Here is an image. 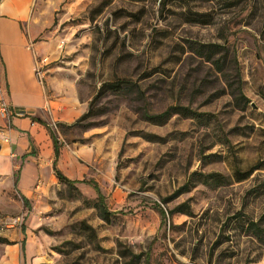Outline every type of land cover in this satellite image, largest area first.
Listing matches in <instances>:
<instances>
[{"label":"rangeland","instance_id":"374dc122","mask_svg":"<svg viewBox=\"0 0 264 264\" xmlns=\"http://www.w3.org/2000/svg\"><path fill=\"white\" fill-rule=\"evenodd\" d=\"M3 5L42 49L38 78L49 68L53 93L87 101L80 116L103 82L124 80L133 89L97 99L100 114L86 126L71 125L80 116L50 121L64 144L95 147L90 177L117 212L102 220L95 192L83 183L38 191L26 204L0 176V236L13 242L0 243V264L23 239L17 264H125L123 246L142 254L138 264L147 257L151 264H264V246L246 233L247 221L264 213V0ZM0 19L1 54L21 56L14 25ZM197 43L228 49L222 71L193 50ZM238 86L241 95L233 93ZM173 105L196 114L175 113L163 124L142 117ZM236 169L251 171L237 180ZM193 171L218 172L227 182L180 190Z\"/></svg>","mask_w":264,"mask_h":264},{"label":"crops","instance_id":"0c3cea01","mask_svg":"<svg viewBox=\"0 0 264 264\" xmlns=\"http://www.w3.org/2000/svg\"><path fill=\"white\" fill-rule=\"evenodd\" d=\"M5 1L0 0V17H6L14 25V35L20 39L22 55L17 57L9 50L6 57L0 48V100H4L13 111L8 127L0 117V127H5L8 139L2 140L0 136V176L11 188L20 191L21 197L27 199L26 204L30 197L36 200L38 191L50 195L57 193L60 183L55 169L71 180L93 179L98 183L90 177L91 162L96 159L95 147L76 142L64 144L58 138L56 156L50 134V121L71 123L86 109L87 101L80 100L78 93H53L54 75L49 68L44 72V86L35 70V56L40 55L42 49L34 41L31 30L27 33L21 31L16 11L2 10ZM20 258H25L24 239L20 251L5 256L1 264H17Z\"/></svg>","mask_w":264,"mask_h":264},{"label":"trees","instance_id":"16d2710c","mask_svg":"<svg viewBox=\"0 0 264 264\" xmlns=\"http://www.w3.org/2000/svg\"><path fill=\"white\" fill-rule=\"evenodd\" d=\"M192 48L198 54L203 56L207 61L212 62L220 71L223 70L222 65L225 63L224 60H225V56L227 57L228 55V49L227 50L225 49L224 53L222 54L220 52V49H222L223 47L216 43H210V44H202V43L198 44L197 43L195 47H192ZM218 53H220V55L218 57H214ZM132 89H133V84L129 83L128 81H124V80L103 82L101 86L99 87V89L97 90V92L95 93L92 100L90 101L88 111L82 116H80L78 119H76L74 123H72L71 125L86 126L88 123H84L83 120H85L89 116H95V115L100 114V112L95 111L93 109V104L97 99H100L109 93L117 94V93H122L124 91L130 92L132 91ZM235 92L241 95L242 92H241L240 86L233 89V93ZM175 113L182 114L186 117L193 116L196 114L195 111L189 109L186 106L173 105L157 113H149V112L144 111L142 113V117L144 120L149 121L151 123L163 124L168 120V118L172 114H175ZM50 134H51V138L54 143L55 155L57 156L59 140H58V137L54 129H52L51 127H50ZM144 137L151 140L155 138V135L150 134V133H145ZM250 171L251 170L241 172L239 169H236L235 174H236L237 180H242L246 178L250 174ZM55 175L60 184L64 183L66 185L75 187L76 182H84L90 185L96 192V207L98 210V214L102 220L109 222L111 217L117 212V211H111L107 207L106 202H105V196L102 193L100 186L95 180L93 179L80 180V181L71 180L67 178L65 175H63L57 169H55ZM225 182H227V177L218 172L202 173L198 171H193L189 174L187 181L180 188V190L182 191L187 190L189 189V187L194 186L197 183H204L207 185L218 186ZM22 200L24 201V203H26L27 201L25 197H22ZM159 210H160V214L162 215V217H164V211L162 210V208L159 207ZM246 233L247 235L252 236L261 246H264V213L260 217H258L256 220L249 219L247 221ZM0 243L8 244L10 243V241H8V239H6L5 237L0 236ZM118 254L124 259L128 258L126 261H124L125 264H138L141 261L140 258L142 254L133 253V251L126 246H123L122 248H120L118 250ZM144 264H151L149 262V257L145 258Z\"/></svg>","mask_w":264,"mask_h":264},{"label":"built area","instance_id":"2783aa9c","mask_svg":"<svg viewBox=\"0 0 264 264\" xmlns=\"http://www.w3.org/2000/svg\"><path fill=\"white\" fill-rule=\"evenodd\" d=\"M36 71H37L36 74L38 76V73H40L39 66L36 68ZM0 114L2 117L6 118V119H10L12 117V114H13L12 109L4 100H0ZM0 134L2 135L3 140H6V141L8 140L6 133H5V130L3 128H0Z\"/></svg>","mask_w":264,"mask_h":264}]
</instances>
